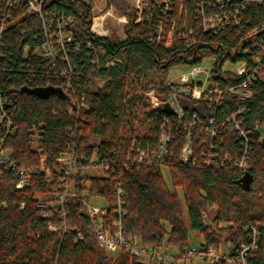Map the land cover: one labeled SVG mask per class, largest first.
<instances>
[{"label": "trees", "instance_id": "1", "mask_svg": "<svg viewBox=\"0 0 264 264\" xmlns=\"http://www.w3.org/2000/svg\"><path fill=\"white\" fill-rule=\"evenodd\" d=\"M6 1L0 0V27L5 25L0 91L13 125L7 135L5 124H0V135H6L3 150L8 151L0 162V264H152L124 250L115 256L108 253L99 245L94 223L85 213L84 200L101 201L108 211L105 220L113 223L118 186L124 191L125 235L144 245L183 252L190 247V230L202 235L201 245L230 256L250 242L249 227L264 220V128L256 132L243 170L236 164L242 155L236 133L226 130L216 138L206 133L210 109L204 100L181 96V122L176 112L165 110L163 102L172 93L168 78L172 66L215 56L210 81L224 89L215 107L217 122L246 104L248 111L239 116L243 126L264 125V68L249 86L252 96L246 101L227 91L245 76L223 68L227 60L246 57L233 54L244 33L264 20L263 9L247 12L243 30L228 28L213 35L199 30V0H172L166 34L158 41L155 32L163 5L145 8L137 22V10L128 0H108L129 16L122 40L92 30L89 4L47 0V12L73 18L67 31L74 36L69 57L77 73L73 90L66 93L58 77L65 63L53 65L35 53L45 36L41 18L28 13L23 4L9 9ZM49 26L50 32L55 31ZM88 42L101 50L97 65L88 58ZM149 89L155 91L159 106H153ZM195 114L192 156L183 162L181 152L189 132L184 123ZM164 124L174 135L171 154L160 163L155 152ZM210 145L218 148L213 159L223 160L227 154L229 158L206 165L204 149ZM68 150L75 153L76 163L74 172L64 178L58 158ZM142 151L147 158L135 163L134 156ZM43 164L50 173L42 170ZM103 164L109 168H103L102 175L85 173ZM164 167L171 183L164 177ZM20 170L28 177L23 188L17 187ZM258 245L247 264H264V229Z\"/></svg>", "mask_w": 264, "mask_h": 264}, {"label": "built area", "instance_id": "2", "mask_svg": "<svg viewBox=\"0 0 264 264\" xmlns=\"http://www.w3.org/2000/svg\"><path fill=\"white\" fill-rule=\"evenodd\" d=\"M85 2L89 5V0H78ZM8 8H14L23 4L27 8L28 13L38 15L44 26L45 36L41 46H38L35 53L44 59L50 61L53 65H57L60 61L65 63L63 68L59 70V79L63 81V88L66 93L73 90L75 81V74L77 73L74 65L70 62L69 57V45L73 43L74 36L72 32L67 31V27L72 22L73 18L68 17L65 13L46 11L47 0H7ZM198 8L200 16L198 18L200 23V29L205 33H211L217 35L219 32L228 28H241L243 30L246 14L253 8H261L264 10V0H199ZM172 0H147L144 2V6H137V22L142 19V12L147 7H155L157 4L163 5V16L159 19L156 27V39L158 41L163 40L166 34V20L169 18L171 11ZM127 21V17L124 15L121 18ZM49 27H54L55 31L50 32ZM3 24L0 27V42L4 40ZM193 29L190 32L193 33ZM174 35V28L170 30L168 45L171 44ZM242 45L234 51V54H240L246 56L240 59L235 58L231 60L234 64L230 70L236 76H245V78L237 84L231 85L227 88V91L234 94L239 100L246 101L251 98L252 91L249 86L260 78V72L264 68V20L260 24L254 25L242 37ZM90 52L88 58L92 64H98L99 54L101 50L96 48L91 42L87 44ZM28 49V48H27ZM213 63L217 61L215 56ZM214 66V65H213ZM211 69L202 67H193L188 73L182 74L177 80H171L172 93L168 101L181 119L183 118L184 111L180 106L179 99L181 96L191 97L196 100H204L209 107V121L205 127L206 133L211 138H216L222 131L230 130L236 133L237 138L240 139V149L242 155L236 161L239 168L246 170L249 163L250 149L256 142L255 134L258 130H262L264 125L256 123L253 127H244L240 115L248 111L246 104L241 105L231 116L227 117L224 122L218 123L215 117L216 105L220 101V97L223 94L224 89L220 88L217 84L210 81ZM205 74L207 77V85L203 83L198 76ZM153 106H159L160 100L157 97H153ZM6 98L0 91V124H5L7 129V135L11 132V126L13 122L9 118V113L6 107ZM166 102H163L164 104ZM74 103V102H73ZM197 114L194 115L192 120L184 123V127L189 130L186 143L181 152V160L183 162H189L192 156V130L196 125ZM7 120V121H6ZM36 131V127L33 129ZM173 130L170 126L164 124L160 131V140L158 149L155 152V157L158 162L163 163L166 156L171 154V142L173 140ZM5 134L0 135V162L4 158L5 150H3ZM209 149V150H208ZM211 150V151H210ZM218 148L214 145H210L209 148L205 147L204 153L207 154L205 164L211 166L213 164H219L220 161L224 162L229 158V154L225 156V159L221 160L218 157L213 159L212 153L217 151ZM147 158V153L142 151L140 154L134 156L135 163L141 164ZM44 160V159H43ZM58 161L63 163L62 174L66 178L71 172H74L75 168V153L72 150L63 152ZM109 168L103 164V167ZM42 170L50 173V169L46 165H42ZM104 170V169H103ZM19 181L17 183L18 188H23L28 183V177L24 170L18 172ZM123 188L117 187V198L114 202L115 220L107 222L105 216H107V209L99 204L85 202V213L94 223L95 234L98 239L99 245L104 248L108 253H118L122 250L129 253L131 256L141 259L143 262L152 264H192L194 258H198L202 261H208L210 264H247V260L251 257V250L253 247L257 248L258 241L261 236V231L264 229V220L257 221L252 224L249 229L251 231V239L248 243H243L237 250L236 254L230 256L223 252L217 251L213 247H188L183 252H173L169 250H158L152 246L144 245L139 239L133 237H127L126 228L124 225V219L127 215L123 201ZM65 195H61V201H64ZM203 217L210 221L207 212H203ZM64 225V223L62 224ZM81 237V236H80Z\"/></svg>", "mask_w": 264, "mask_h": 264}, {"label": "rangeland", "instance_id": "3", "mask_svg": "<svg viewBox=\"0 0 264 264\" xmlns=\"http://www.w3.org/2000/svg\"><path fill=\"white\" fill-rule=\"evenodd\" d=\"M90 1V6H91V12L93 15V25H92V30L98 34L99 36L103 37H112L114 35L119 36L120 39H125L127 34H126V24L129 22V16L126 14H123L119 9L116 8L114 4H109L108 0H89ZM147 0H128L130 7L136 10V7L139 6H144V2ZM124 15L127 17V21L122 20L121 18L124 17ZM213 58L210 56H206L202 60L194 63V64H189V63H179L171 67L170 73H169V80H177L182 74L188 73L193 67H202V68H208L211 69L213 67ZM234 66L233 62L231 60H227L224 63L223 68H232ZM198 79L203 81L205 85H207V77L205 74H201L198 76ZM147 95L152 98L153 102V97H157L155 94V91L153 89H149L147 91ZM158 98V97H157ZM159 99V98H158ZM35 136L36 138H39V130L36 129L35 131ZM38 136V137H37ZM34 147L37 146V143L33 144ZM8 154V151L5 152ZM4 153V156H5ZM86 174L92 175V174H103V169L100 167H94V168H88L85 170ZM163 174L168 183H171L169 171L167 168H163ZM97 203L101 204V201H98ZM189 240H190V247H200L201 242L203 240V237L201 234H198L192 230L189 232ZM260 240V239H259ZM259 244V241H258ZM257 244V248L253 247L251 250V257H253L258 249L259 245ZM169 251L176 252L177 250L174 248H168ZM225 250V249H224ZM115 251H112L110 253L111 255H116L114 253ZM192 264H210L208 261H202L198 258H194L192 260Z\"/></svg>", "mask_w": 264, "mask_h": 264}, {"label": "water", "instance_id": "4", "mask_svg": "<svg viewBox=\"0 0 264 264\" xmlns=\"http://www.w3.org/2000/svg\"><path fill=\"white\" fill-rule=\"evenodd\" d=\"M164 108H165V110H168V111H171V112L174 111L173 107L171 106V104L169 102H166L164 104Z\"/></svg>", "mask_w": 264, "mask_h": 264}]
</instances>
